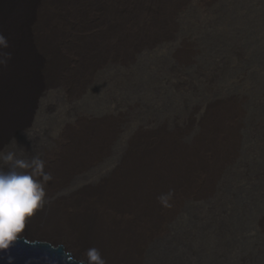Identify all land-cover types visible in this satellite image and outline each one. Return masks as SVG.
<instances>
[{
	"label": "bare ground",
	"instance_id": "bare-ground-1",
	"mask_svg": "<svg viewBox=\"0 0 264 264\" xmlns=\"http://www.w3.org/2000/svg\"><path fill=\"white\" fill-rule=\"evenodd\" d=\"M224 1L0 0V169L19 160L18 170L51 176L49 203L24 234L84 260L96 248L104 264H234L218 241L231 220L216 180L237 156L240 97H212L174 125L116 100L102 118L78 110L100 84L123 90L139 56L173 46L186 15L210 23ZM196 45L175 50L181 93L192 89L183 69L196 64ZM114 69L124 74L110 77ZM200 77L214 95L215 74ZM161 170L177 175L173 183L161 186ZM245 191L234 192L237 204L255 199ZM248 213L236 227L251 229ZM190 215L195 226L183 228ZM154 246L164 250L152 259Z\"/></svg>",
	"mask_w": 264,
	"mask_h": 264
},
{
	"label": "rangeland",
	"instance_id": "rangeland-1",
	"mask_svg": "<svg viewBox=\"0 0 264 264\" xmlns=\"http://www.w3.org/2000/svg\"><path fill=\"white\" fill-rule=\"evenodd\" d=\"M216 8L211 24L195 14L184 16L173 46H162L136 59L127 88L118 90L100 84L99 88L96 86L83 95L82 101L78 103V110L86 116L102 118L109 113L116 100L129 106H137L142 120L155 118L174 125L195 106L203 105L212 97H240L243 100V125L239 131L237 156L228 167L227 178L222 184L220 182L224 175L216 180L218 192L225 193L224 204L231 220L226 224L229 232L220 236L218 241L225 247L223 260L229 258L234 264H264V231L261 230L264 221V0H227ZM187 41L197 44V56L196 64L190 69H183L185 77L191 82V92L181 93L176 81L179 68L175 50L180 49L181 44ZM207 72L215 74L214 95L206 92L201 81V74ZM108 74L110 77H118L124 73L120 69H114ZM159 173L156 177H159L161 186L173 183L177 177L165 170ZM184 177L181 172L180 178ZM184 181H188V178ZM192 182H197V179ZM198 183L199 181L196 185ZM242 190L251 192L255 199L248 193L252 198L248 202L243 199L240 202L242 205L237 204L238 198L235 200L234 192ZM245 205L248 207L243 210ZM236 208L243 210L239 216H236ZM246 212L252 213L251 229L241 230L236 226L240 225ZM193 218L190 215L182 219V227L193 228ZM212 236L206 239L207 250L212 246ZM244 241L248 243L246 246L242 244ZM161 250L164 249L154 246L150 251L152 259Z\"/></svg>",
	"mask_w": 264,
	"mask_h": 264
},
{
	"label": "clouds",
	"instance_id": "clouds-1",
	"mask_svg": "<svg viewBox=\"0 0 264 264\" xmlns=\"http://www.w3.org/2000/svg\"><path fill=\"white\" fill-rule=\"evenodd\" d=\"M3 159L12 160L13 154ZM24 166L16 160L8 171L0 169V253L11 250L31 221L49 203L45 182L51 179L50 174L39 178L33 172L18 170ZM86 255L88 264H104L98 249L89 248Z\"/></svg>",
	"mask_w": 264,
	"mask_h": 264
},
{
	"label": "water",
	"instance_id": "water-1",
	"mask_svg": "<svg viewBox=\"0 0 264 264\" xmlns=\"http://www.w3.org/2000/svg\"><path fill=\"white\" fill-rule=\"evenodd\" d=\"M88 264L64 245L22 234L10 251L0 253V264Z\"/></svg>",
	"mask_w": 264,
	"mask_h": 264
}]
</instances>
